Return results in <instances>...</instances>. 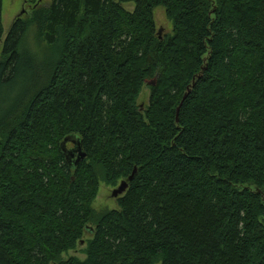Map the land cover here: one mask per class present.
Segmentation results:
<instances>
[{
	"label": "trees",
	"instance_id": "obj_1",
	"mask_svg": "<svg viewBox=\"0 0 264 264\" xmlns=\"http://www.w3.org/2000/svg\"><path fill=\"white\" fill-rule=\"evenodd\" d=\"M2 1L0 264H264V0Z\"/></svg>",
	"mask_w": 264,
	"mask_h": 264
},
{
	"label": "rangeland",
	"instance_id": "obj_2",
	"mask_svg": "<svg viewBox=\"0 0 264 264\" xmlns=\"http://www.w3.org/2000/svg\"><path fill=\"white\" fill-rule=\"evenodd\" d=\"M47 3H50V0H42L40 2L42 5H47ZM33 7L34 4H31L29 0H3L1 16L4 34L7 33L16 18H27ZM123 7L128 12H132L135 8L133 4H126ZM153 17L156 33L160 38L172 33V24L167 19L164 8L158 7L154 9ZM148 100L149 90L147 87H143L138 99V105L141 107L142 111L145 107H147ZM121 182L123 181H119L115 187L108 186L102 181L99 183L96 198L92 203V209L95 213H101L105 210H115L117 208V198L112 196V192L120 187ZM261 222L264 225V216L262 217ZM89 236L90 234L86 233L83 241L77 245L76 249L68 252L66 255H63V259L65 260L69 257H77L80 260H84L85 256L83 255L82 250L85 247L84 242L89 238Z\"/></svg>",
	"mask_w": 264,
	"mask_h": 264
},
{
	"label": "water",
	"instance_id": "obj_3",
	"mask_svg": "<svg viewBox=\"0 0 264 264\" xmlns=\"http://www.w3.org/2000/svg\"><path fill=\"white\" fill-rule=\"evenodd\" d=\"M187 95L183 97V100L187 97ZM181 104L179 108L177 109L176 117L178 116V112L181 107ZM67 144H71L72 148L67 149ZM60 148L65 158L66 164L72 170L76 169L79 166V164L86 158V154L82 149L81 141L76 136H68L67 138H65L64 141L61 143ZM134 173L135 171L128 178V181H131L133 179ZM127 188H128L127 182L126 181L121 182L120 187L112 192V196L118 199L119 197L125 194ZM86 230L87 232H89V234H91L92 228L87 227Z\"/></svg>",
	"mask_w": 264,
	"mask_h": 264
},
{
	"label": "flooded vegetation",
	"instance_id": "obj_4",
	"mask_svg": "<svg viewBox=\"0 0 264 264\" xmlns=\"http://www.w3.org/2000/svg\"><path fill=\"white\" fill-rule=\"evenodd\" d=\"M71 148H72V145H71V144H69V145H68V149H71Z\"/></svg>",
	"mask_w": 264,
	"mask_h": 264
}]
</instances>
